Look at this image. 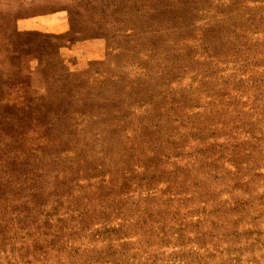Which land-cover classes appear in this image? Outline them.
Instances as JSON below:
<instances>
[{
    "label": "rangeland",
    "instance_id": "374dc122",
    "mask_svg": "<svg viewBox=\"0 0 264 264\" xmlns=\"http://www.w3.org/2000/svg\"><path fill=\"white\" fill-rule=\"evenodd\" d=\"M0 264H264V0H0Z\"/></svg>",
    "mask_w": 264,
    "mask_h": 264
}]
</instances>
